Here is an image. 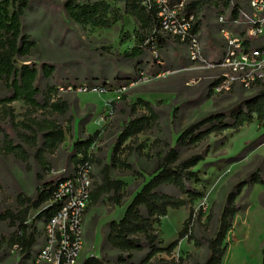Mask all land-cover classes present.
Returning a JSON list of instances; mask_svg holds the SVG:
<instances>
[{
    "label": "rangeland",
    "instance_id": "1",
    "mask_svg": "<svg viewBox=\"0 0 264 264\" xmlns=\"http://www.w3.org/2000/svg\"><path fill=\"white\" fill-rule=\"evenodd\" d=\"M65 1L32 0L22 19V32L35 42V46L29 56L19 59L17 63L18 66L29 62L35 65L38 72L36 86L40 90L38 99L44 101L50 86L71 84L78 87L87 84L89 80L93 83L101 80L113 82L124 88L103 94L78 90L59 92V97L70 107L65 115L47 110L41 112L30 108L23 101L10 104L13 122L9 116L0 112V127L7 134V137L0 134V264H15L16 256L8 242L17 228L12 225L7 212L17 213L18 194L35 197L37 175L49 181L55 180L62 169L70 171L73 143L78 137L86 138L95 131L99 134L93 156L99 163L93 162V175L94 180L98 181L102 165L111 162L112 150L122 127L135 117L150 115L140 105L132 112L131 105L141 99L151 104L157 120L152 128L124 144L131 149L125 148L119 157L129 168L117 165L111 168V178L126 183L124 204L113 206L104 198L98 204L89 206L84 222V248L77 263L82 264L88 255L94 254L99 258L105 256L108 264H135L142 258L141 254L137 253L134 258L119 262L117 256L121 254L120 251L106 244L101 246L107 222L118 220L122 208L131 201L142 184L149 180L158 155L166 151L168 144L174 146L179 132L214 112H224L232 120L242 102L254 95L260 87L254 86L247 90L237 87L215 95L205 78L209 73L206 70L191 69L185 46L171 37V46L166 43L159 53L165 74L155 76L160 67L147 49L138 60L124 56V52H130L136 43L134 30L139 33L141 31L137 21L125 12L123 3L110 2L107 26H94L72 21L64 8ZM225 1H206L201 8H191L198 17L197 31H203L199 36L206 55L209 47L205 40H209L214 48L224 47L216 16L218 12H224L230 7L224 5ZM247 1L239 0L241 5ZM43 65L52 67L49 77L43 74ZM140 71L150 75L149 78L124 84L134 80ZM8 85L4 81L0 82V98L10 95ZM32 120L41 126L45 125V121H55L67 130L65 140L56 153L44 154L48 171L37 162L33 145L22 140L23 134L32 135L24 127ZM7 140L20 144L27 151L26 160L5 150ZM37 145L41 146V141ZM197 153L204 157L195 167L200 181L190 186L202 193V198L195 201L193 207L195 211L202 209L203 217L200 221L190 222V234L194 240L181 239L171 256L165 253L157 256L166 260L173 258L176 264L203 262L207 249L197 241L213 236L229 190L257 169L264 178V124L254 120L238 130L228 129L221 135H210L201 144L182 150L181 158ZM160 192L174 197L183 196L178 189L169 185L162 186ZM236 203L241 210L235 215L232 229L226 236L228 247L221 264H263L264 185L255 184L244 189ZM189 208L190 205L169 209L167 215L161 218L160 225H155L162 247L177 238L188 217ZM43 225V219L35 224L37 242L42 241ZM38 247L34 245L26 257L34 254Z\"/></svg>",
    "mask_w": 264,
    "mask_h": 264
},
{
    "label": "trees",
    "instance_id": "2",
    "mask_svg": "<svg viewBox=\"0 0 264 264\" xmlns=\"http://www.w3.org/2000/svg\"><path fill=\"white\" fill-rule=\"evenodd\" d=\"M206 1L212 2V0H190L188 5L190 8H201ZM232 1L234 7L231 9V14L236 16V8L241 4L239 0ZM31 2L32 0H0V82L9 83L8 87L10 90V95L0 98V112L4 116H9L11 122H13V113L10 104L15 101H23L30 108L41 110V112L47 110L60 115L67 114L70 109L68 103L60 97L51 101L52 94L56 92V85L49 87V92L43 102L39 100L37 96L40 94V90L36 86L38 72L35 65L29 62L18 66V60L29 56L35 46V42L22 32V19ZM110 2L123 3L125 12L139 24L141 33L134 30L136 43L130 52H124L125 57L138 60L146 49L148 51L150 49V43L145 44V42L152 35L156 17L153 12H147L143 9L137 0H66L64 8L69 18L75 23L107 26V14L111 9ZM224 5L229 7L230 0H226ZM198 23L194 27L196 32ZM153 43L157 52L160 53V49L166 44V38L158 35ZM246 44L250 47H257L261 43L253 41L250 43L246 42ZM42 71L46 77H49L53 70L52 67L43 65ZM127 83L129 82L124 84ZM87 84L92 85L93 82L89 80ZM99 84H107L110 91L118 87L113 82L107 83L104 80H101ZM215 84L216 82L211 84L210 89ZM256 85L260 89L242 102L241 107L232 116V120H229L228 115L224 112L210 113L179 132L174 146L168 144L166 151L158 155L156 166L150 174L149 180L144 182L139 191L134 194L122 218L118 221L112 220L106 224V234L101 246L106 244L120 251L121 254L117 256V261L124 262L128 258H134L135 254L138 253L142 255V258L135 264H176L173 258L166 260L157 256L161 253L171 256L181 239L194 240L190 234V222L200 221L203 217L202 209L195 211L193 207L194 202L202 198V193L195 188H191L190 185L200 181L199 172L195 167L204 160V157L202 154L197 153L181 158V152L184 149L201 144L210 135H221L228 129L238 130L244 124L254 120L263 125L264 81ZM112 104L114 105V102ZM137 105L146 108L150 115L146 116L143 114L135 117L122 127L117 143L112 150L111 162L103 164L100 169V178L95 183L92 191L90 206L99 203L104 198L113 206H122L125 201L126 183L120 179H112L110 176L111 168L116 165L129 168L119 157L125 148L131 149V147L124 144L128 140L131 142L139 134L152 128L157 120L149 102L138 99L135 104L131 105L132 112L136 111ZM69 122L71 123V120ZM31 123L24 125V127L32 135L23 134L22 140L26 144L33 145L37 162L48 171L49 166L46 165L44 154L53 155L56 153L65 140L67 130L55 121H45L44 126L35 123L33 120ZM0 134L7 137L1 127ZM98 134L99 132L95 131L93 134L87 135L86 138L83 136L78 137L73 143L74 152H81L87 158V149L96 141ZM38 141H41V146L37 145ZM4 147L8 153L26 160L28 153L20 144H13L12 141L7 140ZM71 158L74 161L76 160L74 153ZM90 161L99 163L93 155H91ZM53 181L42 180L37 175L35 197L26 196L23 193L18 194L19 209L17 213L7 212L12 225H16L17 228L14 235L9 239L10 247L18 244L21 247V252L28 255L27 252L37 243L38 231L35 226L36 222L41 219L46 222L56 212L55 206L44 208V204L52 198ZM255 184L264 185V178L258 169L247 178L237 182L229 190L213 236L203 238L201 242L197 241V243L206 246L207 254L203 262L195 264L222 263L228 247V243L225 241L226 236L232 229L235 215L241 210V207L236 203V199L244 189H248ZM164 185L173 186L183 196L174 197L161 193L160 188ZM186 205H190L188 217L184 221L182 229L178 232L177 238L167 246L162 247L155 225H160L161 218L167 215L169 209H179ZM33 215L34 217L32 218ZM26 221L28 222L25 223ZM19 231H21V235L18 234ZM261 255L262 263L264 264V245L261 249ZM82 264H108V262L105 256L100 258L89 256L82 261Z\"/></svg>",
    "mask_w": 264,
    "mask_h": 264
},
{
    "label": "built area",
    "instance_id": "3",
    "mask_svg": "<svg viewBox=\"0 0 264 264\" xmlns=\"http://www.w3.org/2000/svg\"><path fill=\"white\" fill-rule=\"evenodd\" d=\"M137 2L147 12H153L156 17L152 35L145 42L150 43L149 51L160 67L155 76L165 74L161 68L163 62L160 61L153 43L157 36L161 35L171 37L185 46L187 59L191 63L190 68L206 70L209 74L205 78L210 85L216 82L211 87L215 95L227 93L237 87L247 90L264 81V0H248L236 8V16L231 14L234 3L230 0V7L224 12H218L216 21L224 47L221 58L215 61L205 56L199 32L194 31L198 17L188 5L190 0ZM253 41L261 44L257 47L246 44ZM149 76L140 71L138 76L126 85L146 80ZM121 88L124 86L110 91L107 84L99 83L81 84L78 87L71 84L57 85L56 94L52 95L51 101L59 97V92L64 91L78 90L103 94L114 93L122 90ZM95 142L87 149V158L81 152H74L76 160L71 163V171L62 169L58 172L53 181L52 198L44 204V208L55 206L56 212L48 221H44L41 230L42 241L35 244L39 247L32 257H26L18 244L11 247L16 256L15 264L78 263L85 243L84 215L90 204L95 183L98 182L94 180V164L90 161ZM18 234L21 235V231Z\"/></svg>",
    "mask_w": 264,
    "mask_h": 264
},
{
    "label": "crops",
    "instance_id": "4",
    "mask_svg": "<svg viewBox=\"0 0 264 264\" xmlns=\"http://www.w3.org/2000/svg\"><path fill=\"white\" fill-rule=\"evenodd\" d=\"M199 33L200 34H203V31L201 30V31H199ZM166 38V43H169V45L171 46V44H170V40H171V38H169V37H165ZM205 44H206V46L207 47H209L208 48V50H207V55L205 54V56L209 59V60H212V61H215V60H218V59H220L221 58V55H222V52H223V45L222 46H220L219 48H214V45L213 44H211L210 43V41L209 40H205ZM223 44V43H222ZM168 45V44H167ZM213 48V49H212ZM204 53H205V51H204ZM72 161H74L72 158H71V163H72ZM70 171H71V169H70ZM99 181V180H98ZM130 203V202H129ZM128 203V204H129ZM98 204V203H97ZM124 204V203H123ZM128 204H126L123 208H122V212L120 213V216H119V218H118V220L119 219H121L122 218V216H123V214H124V212H125V209H126V207H127V205ZM96 205V204H95ZM90 206V205H89ZM89 206H88V208H89ZM88 208H87V210H88ZM87 210H86V212H85V215H84V222H85V217H86V214H87ZM117 220V221H118ZM110 221H112V220H109L108 222H110ZM107 222V223H108ZM38 250V249H37ZM37 250L34 252V254L37 252ZM34 254H32V255H29L30 257H32ZM89 256H95V257H97V255H94V254H91V255H88L87 257H89ZM86 257V258H87Z\"/></svg>",
    "mask_w": 264,
    "mask_h": 264
}]
</instances>
